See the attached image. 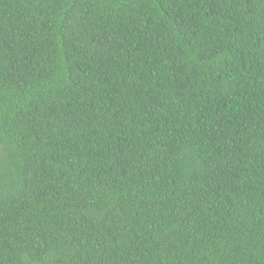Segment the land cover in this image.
<instances>
[{
    "label": "trees",
    "instance_id": "trees-1",
    "mask_svg": "<svg viewBox=\"0 0 264 264\" xmlns=\"http://www.w3.org/2000/svg\"><path fill=\"white\" fill-rule=\"evenodd\" d=\"M0 264H264V0H0Z\"/></svg>",
    "mask_w": 264,
    "mask_h": 264
}]
</instances>
